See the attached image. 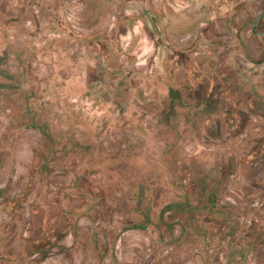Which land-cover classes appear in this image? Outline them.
<instances>
[{
	"label": "rangeland",
	"instance_id": "374dc122",
	"mask_svg": "<svg viewBox=\"0 0 264 264\" xmlns=\"http://www.w3.org/2000/svg\"><path fill=\"white\" fill-rule=\"evenodd\" d=\"M0 264H264V0H0Z\"/></svg>",
	"mask_w": 264,
	"mask_h": 264
}]
</instances>
